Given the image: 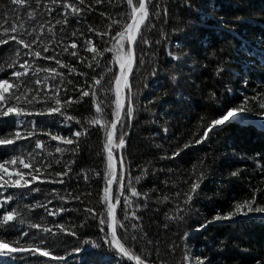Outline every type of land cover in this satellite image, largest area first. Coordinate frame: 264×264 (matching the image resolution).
I'll use <instances>...</instances> for the list:
<instances>
[{"label": "trees", "instance_id": "16d2710c", "mask_svg": "<svg viewBox=\"0 0 264 264\" xmlns=\"http://www.w3.org/2000/svg\"><path fill=\"white\" fill-rule=\"evenodd\" d=\"M69 2L75 3L76 0ZM174 2L177 4L175 18L171 16L170 8L167 24L161 25L154 21L157 29L163 28L171 34L170 41L156 46L158 50L155 56L145 46L144 51L148 52L145 65L143 69H138L136 65L131 80L134 84L133 90L139 88L141 95L136 105L139 111L131 121L133 126L131 129H125L128 136L123 155L126 160L132 162L133 180L137 176L141 178L139 182L133 183L139 196L132 197L128 190H124L120 195L116 217L118 235L132 254L146 259V264H181L185 248L201 258L208 256L214 260V264H254V259L264 253V214H249V217L242 220L237 218L235 223H213L206 229H195L205 218L210 220L218 212L224 214L236 203H242L244 199L249 198L250 186H264V173L260 172L257 164L251 159L253 156L258 158L259 154H264V119L260 117L261 110L255 102L249 103L251 112L248 113L250 118L247 123L233 124L217 136L200 144H192L188 149H183V144L199 138L206 123L213 115H219L216 112L218 105L208 98L210 91H215L219 96L227 85L233 89L229 95H235L233 103L236 104L242 103L245 96L253 97L264 92V0H193L191 10L179 3V0ZM133 3L138 6V0H133ZM5 4L6 0H0V11ZM88 5L92 6V10L88 12L84 22L73 23V17H69V23L64 26L63 32L60 25L55 23L59 19L63 24V13H53L52 25L56 40L49 43L45 37L44 43L48 46L49 53H52L53 45L59 41V46L55 48V59L45 60L43 57L46 53L35 58L38 67L55 66L57 73H63L62 83L56 78L60 88L56 95L61 98L62 110L67 107V115L73 118L68 125L53 122L49 118L47 127L41 130L42 118L36 117L39 138L45 141L44 149L36 150V154L37 157L47 156L51 168L46 170L41 167L40 180L34 181L29 187L40 185L42 190L28 194L26 190L9 188L3 193L5 196L15 193L23 204L39 202L49 209V212H46L45 207L32 208L27 213L32 222L50 227L54 232L60 224L69 229L67 232H56V237L68 242L67 247L58 242L55 248L43 249L49 251L50 255L41 256L39 264H49L52 257L57 255L65 256L69 264H80L84 258L98 264L102 254L113 258L106 245L97 248L92 243L83 242H100L102 233L97 226L99 219L94 220L92 217H99L107 211L103 199L107 186L105 174L108 171L106 131L102 125L114 119L112 108L115 83L112 73L119 75V64L114 62L113 53L105 51V46L106 42L107 46H111L109 37L114 38L123 25L131 22L127 18L130 8L126 0H101L100 4H96L95 0H85V6ZM149 12L151 17V9ZM221 20L226 23L220 24ZM147 23L148 20L145 21V24ZM174 23L180 24L183 30L174 31ZM88 27L93 30L88 31ZM73 31L76 32L75 36H72ZM105 32L107 36L102 35ZM141 32L151 40L159 38L155 30H146L144 25L141 26ZM89 41L85 47V43ZM73 42L77 56L82 59L73 58L69 54L73 51ZM64 47H67L69 52H64ZM91 49H95L97 53L103 52V55H95ZM169 51H172V56L168 55ZM188 53L192 58L186 59L181 65L177 57L184 58V54ZM139 54L140 49H136V55ZM13 56L11 49L0 46V67L4 69L0 71V79H7L11 73L12 69L8 67V63ZM221 57L226 61L227 67L222 65L224 75L217 76L215 69ZM57 59L61 62L60 66H56ZM96 61L100 62V67H96ZM89 64L92 65L91 68ZM156 64L165 68H180V71L175 73L177 81L173 82L164 71H159L157 76H150L149 72ZM106 65H109L111 70ZM49 75L56 77V73ZM93 76L101 80L100 85L94 86ZM221 80L224 81L223 84L219 83ZM10 83L13 81L10 80ZM145 83L147 88H144ZM80 89L89 91V96L77 102ZM44 91L52 94L51 80ZM93 91L95 103L90 102ZM65 92L72 97L71 107L64 105L67 98ZM153 95L157 99L148 104ZM97 103L102 109L99 114L96 113ZM53 116L58 117V114ZM97 116L101 124L89 125L88 121ZM77 120L80 121L79 124L76 123ZM81 125L88 127L89 131L77 141L70 134V130H79ZM13 127L0 124V136L12 131ZM165 128L167 132L164 131ZM48 130L53 135L60 134L67 139H73V144L66 146L63 141L50 140L46 135ZM120 135L119 124L113 137V145H118ZM209 136L212 137V134ZM32 140L33 138L29 137L26 141H17V144L26 145L23 149L26 153L34 148ZM57 146L64 148V151L55 152ZM179 149L183 150L178 156H173V152ZM114 152L118 155L119 150ZM19 154L20 150L14 151L13 146H0V163L10 159L12 155ZM24 159L27 162L26 155ZM57 160L60 163H56ZM69 162L72 168L69 176L73 177L71 181L65 177V183L60 184L52 182L51 178L45 179L49 172L54 175L55 172L64 171L63 165ZM260 163L264 164V160ZM124 168L126 171L127 165ZM236 169L241 170V177H231L229 182L228 173ZM19 170L30 171L22 165ZM121 175L119 172L118 177ZM197 175L203 177V182L197 189L201 195L197 197L193 194L191 210L184 214L183 220L171 219L177 203L183 210V193L189 191ZM118 191L115 184L111 195L113 203L117 202ZM177 193L181 194L179 199ZM76 196L80 198L74 199ZM60 197L64 199L61 200ZM125 197L131 201L128 221L124 220L122 212ZM164 197L168 199L165 200ZM145 201L147 207L144 206ZM257 201H261L259 193ZM9 204L15 206V200ZM60 207L69 211L59 212L58 215L50 214ZM2 211L0 209V212ZM131 211H135L140 219L131 217ZM85 222L86 226L81 228L80 225ZM121 223L129 229L126 234L119 227ZM132 223L138 224L139 227L131 229ZM72 230L77 232L76 237L70 235ZM36 231L39 230H30ZM104 231L110 234L109 227L105 226ZM185 232L189 233L187 239H180ZM143 233H147L143 240H131L133 235L139 237ZM77 245L84 251L71 253V249ZM169 245L174 247V251H170ZM66 252L71 255H66ZM32 259L35 261L34 257ZM114 259H122V264H134L128 257L115 256Z\"/></svg>", "mask_w": 264, "mask_h": 264}, {"label": "snow or ice", "instance_id": "6c2138e0", "mask_svg": "<svg viewBox=\"0 0 264 264\" xmlns=\"http://www.w3.org/2000/svg\"><path fill=\"white\" fill-rule=\"evenodd\" d=\"M193 0H179V3H183L189 10H191ZM96 4H100L101 0H95ZM127 6L130 8V12L127 14V18L131 20V23H127L122 26V30L115 33V37H109L111 41V46H105V51L114 54V62L119 64V75L115 72L112 73L115 87H114V107L112 108V115L114 119L110 122L103 124L106 131V144L107 149V169L105 174L106 185H111L113 180H115L118 193L117 201H119L120 195L124 190H128L132 197L139 196L136 188L133 186L134 181L139 182L140 176L134 178L131 176V164L130 160H126L122 153L118 154L119 162L122 166L127 165L126 171L128 173V183L125 184L123 175L117 176L114 166H113V137L117 129V123H120L121 135L118 140L117 147L123 149L126 144V137L128 136V131L125 129H131V121L137 115L139 109L136 105L139 102L141 91L137 88L133 90L134 84L129 83V74L133 73L134 63L137 65L138 69H143L145 65V56L148 52L144 51V47L147 46L149 52L155 56L157 52V47L162 43L166 44L170 41L171 34L167 33L163 28L157 29V24L154 21L159 22L161 25L167 24L169 19V9H172L171 16L175 18V8L177 4L174 0H138L137 4L133 3V0H126ZM69 9L71 11H69ZM149 9H151V17ZM92 10V6H85V0H76L75 3L69 2V0H6L2 11H0V46H7L14 53V56L10 59L8 67L12 69L11 73L8 74L7 79H0V124L14 126L13 130L8 132L6 135L0 136V146H13V150H20L19 155H12L10 159L5 160L0 163V264H39L40 257H47L50 255L49 251L43 250L48 247L55 248L57 243L63 244L67 247L68 242L56 237V232H67L63 224L56 226V232L50 227H45L41 223L32 222V220L27 216V213L31 211L32 208L37 206L45 207V211L49 212V209L44 204L37 202L36 204H23L21 199L16 197L15 193H10L8 195H3L7 192L9 188H16L21 190H26L28 194L32 192L41 191V186L30 188L34 181L40 180V169L44 167L46 170L51 168V163L47 160V156L41 155L37 157L36 150H43L45 147V141L39 138V133L37 129L36 117H41L40 126L41 130L47 127V122L49 118L53 122H59L64 125H68L72 117L67 115V107L62 110L61 98L56 95L60 88L56 83V78L63 82V73H57L55 66L49 67H38L36 63L37 57H40L42 53L45 60L55 59V48L59 46V41L53 45L52 53H49L48 46L44 43L45 37L49 43L56 40L55 34L53 32L54 25H52L53 13L60 15L63 13V24L57 19L56 24L60 25V29L63 32L64 26L69 23V17H73V23H83L88 15V12ZM111 20V18H110ZM148 23L145 24V21ZM113 23H116L113 21ZM220 24H225V21H219ZM141 25L145 26L146 30H155L156 34L159 36L158 39L151 40L143 32H141ZM111 23L109 27H111ZM174 31H182L180 24H173ZM91 27H88V31H92ZM139 34V39H138ZM76 32H72V36H75ZM102 35L107 36V33ZM9 42H13L10 44ZM85 43V47L87 46ZM35 46V47H34ZM73 51L69 54L73 58L82 59V57L77 56L75 51V43L72 44ZM136 49H140L139 56L136 55ZM64 52H69L67 47L63 48ZM95 55H103V52L97 53L95 49H91ZM21 53L23 55H21ZM169 56H172V51L168 52ZM29 57L32 59L30 60ZM191 54H184V58L177 57V60L182 65L186 59H191ZM151 59V57H150ZM60 60H56V66H60ZM171 63V61L169 62ZM227 67L226 61L221 57L217 61V67L215 69V75L223 76L224 68ZM90 68L91 64L88 65ZM96 67H100V62L96 61ZM106 67L111 70L109 65ZM0 71H4L0 67ZM74 71V69H73ZM159 71L167 72L173 82L177 81L176 72L180 71V68H165L163 65L156 64L151 68L149 72L150 76H157ZM50 73H56V77H51ZM81 75H85L81 73ZM103 77L101 76V79ZM94 86L100 85L101 80L96 79L95 76L92 77ZM10 80L13 83H10ZM52 81L53 92L49 95L44 91L47 87L48 81ZM219 83L223 84L224 81L221 80ZM148 85L145 83L144 88ZM125 89H127V94H125ZM74 90H76L74 88ZM111 90V88H110ZM79 97L77 102L83 97L89 96V91L80 89ZM233 89L225 85L223 91L217 96L215 91H210L208 94L209 100L213 104L218 105L216 112L219 115H213V118L206 123L202 134L199 138L189 140L183 144V149H188L192 144H200L205 140H209L217 136L220 132H223L225 128L233 124H245L249 120L248 113L251 109L248 108L249 103L255 102L258 108L261 110L260 117L264 119V92L258 93L253 97L245 96L243 102L240 104L233 103L236 99L235 95H229L232 93ZM64 105L68 107L72 106V97L65 92ZM156 96L153 95L152 100L148 101V104H152L156 100ZM127 100V106L125 101ZM91 103H95V91H93ZM231 105V106H229ZM147 110V109H145ZM102 111L99 103L96 104V113L99 114ZM53 114H58V117L53 116ZM63 118V119H59ZM76 123H80L79 120ZM89 125L101 124L99 116L90 119L88 121ZM88 127L81 125L79 130L71 129L70 134L73 138L79 141L82 135L88 134ZM167 132V129H164ZM212 134V137L209 134ZM46 135L50 140L63 141L64 144L72 145L73 139H67L65 136L56 134L53 135L50 130L46 132ZM29 137H32L31 141L34 144L32 151L24 152L23 149L26 145H18L17 141H26ZM159 147V146H157ZM76 148H79V143L76 144ZM183 149H179L173 152V156H178L179 152ZM64 148L57 146L55 152L62 153ZM75 151V149H73ZM27 156V162L24 156ZM50 155V154H48ZM236 155V153H232ZM257 164L261 173H264V164L260 161L264 160V154H259V157H251ZM56 163H60L59 160ZM70 163H65L63 165L64 171L48 173L45 179L51 178L54 183H65V177L69 181L73 179L69 176L72 172ZM24 169H30V171L19 170L20 166ZM11 169V170H10ZM144 174V170H142ZM231 177L240 178L241 170L236 169L233 172L228 173L229 182ZM203 182L202 175H197L196 181L192 182L188 192L183 193L184 200L182 201L184 208L181 210L180 204L177 203L175 208V214L171 219L183 220L184 214L191 210V201L193 200V194L197 197L201 195L197 189L200 183ZM264 183V182H262ZM110 189L108 186L104 189V203L106 204V214L101 213L99 217L93 216L92 218L99 219V224L102 233L100 237V242L95 241H84L83 243H92L95 247L101 248L107 246V249L112 252L113 258H109L107 255L102 254L100 256L98 264H122L121 260L114 259L115 256L129 257V259L135 260L137 264H146V259H141L139 255L129 253L128 249L125 247L124 243H121L116 234L115 227V204L111 202L109 196ZM257 193L261 196V201H257ZM23 192L21 196H23ZM147 195V194H145ZM181 194L177 193V199ZM206 195V194H205ZM79 196L74 197V199H79ZM61 200L64 197H60ZM168 199V197H164ZM15 200V206H10L9 202ZM131 201L125 197L124 206L122 208L124 220L128 221L129 216V206ZM139 206V205H137ZM144 206L147 207V201L144 202ZM69 211L64 207H60L57 211L50 212L51 215H58L59 212ZM91 212V209H89ZM249 214H264V186L256 187L250 186L249 198L243 200L242 203H236L232 206L231 210L225 212L224 214H219V212L214 215L210 220L206 219L203 223L198 225L195 229L199 231L200 229H206L209 224L225 222L235 223L237 218L244 219L249 217ZM131 217L139 220L140 217L136 215L135 211H131ZM264 218V217H262ZM111 221V223L109 222ZM86 226V222L81 224L80 227ZM110 227L112 229L111 233L104 231V227ZM75 227V226H73ZM119 227L123 230V233L128 232V228L124 223H121ZM131 229L135 230L139 227L138 224L132 223L130 225ZM167 227V225H165ZM39 230L36 232H30V230ZM72 237L77 236L75 230L70 231ZM189 233L185 232L180 237L182 240H186ZM147 236V233H143L139 237L133 235L131 240L133 242H138V240H143ZM55 237V238H54ZM21 241H24L22 244ZM151 244V241H147ZM170 251H174V247L169 245ZM84 249L77 245L71 249V253H81ZM71 253L66 252V255H71ZM39 254V255H37ZM158 254V246H157ZM35 258V261L32 258ZM49 264H69L68 260L63 255H57L52 257ZM80 264H95V262L84 258L80 261ZM181 264H214V260L210 259L208 256L193 255L187 248L184 249V254L182 256ZM254 264H264V253L259 255L254 259Z\"/></svg>", "mask_w": 264, "mask_h": 264}, {"label": "water", "instance_id": "95a60500", "mask_svg": "<svg viewBox=\"0 0 264 264\" xmlns=\"http://www.w3.org/2000/svg\"><path fill=\"white\" fill-rule=\"evenodd\" d=\"M130 23H131V22H130ZM135 67H136V64L134 63V65H133V73H134ZM133 73L129 74V77H128V79H129V83H130V84H131V78H132ZM125 94H127V89H125ZM125 104H127V100L125 101ZM119 124H120V123L118 122V123H117V126H118ZM113 160H114V164H115V172H116V174L118 175V165L121 166V164H120V163L118 162V160H117L116 158H114V157H113ZM121 169H122V166H121ZM125 176H126V173H125V171H124V169H123V178H124V181H125V178H126ZM114 183H115V180H113V183H112L111 185H108V187H109V189H110L109 196H110V194H111V189H112ZM115 206H116V207H115V227H116V234H117L118 239H120L119 236H118L117 225H116L117 205H115ZM110 223H111V221H110ZM109 229H110V233H111L112 229H111L110 227H109ZM120 241H121V239H120ZM121 243H123V242L121 241ZM125 247H126V246H125ZM126 248H127V247H126ZM128 251H129V250H128ZM129 253H130V255H131V252H130V251H129ZM131 260H132V259H131ZM132 262H133L134 264H137V262H136L135 260H132Z\"/></svg>", "mask_w": 264, "mask_h": 264}, {"label": "rangeland", "instance_id": "374dc122", "mask_svg": "<svg viewBox=\"0 0 264 264\" xmlns=\"http://www.w3.org/2000/svg\"><path fill=\"white\" fill-rule=\"evenodd\" d=\"M142 26V25H141ZM132 84V83H131ZM114 144V143H113ZM116 149H118V147L116 146V144L115 145H113V150L115 151ZM113 157L114 158H116L117 159V157L115 156V155H113ZM114 161V160H113ZM113 166H114V162H113ZM126 177V176H125ZM125 181H126V178H125ZM125 184H126V182H125ZM111 199V198H110ZM111 201H112V199H111Z\"/></svg>", "mask_w": 264, "mask_h": 264}]
</instances>
